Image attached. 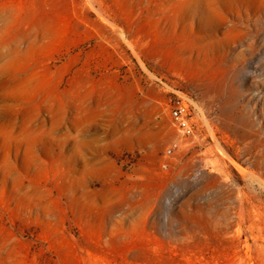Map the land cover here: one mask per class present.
I'll list each match as a JSON object with an SVG mask.
<instances>
[{"label":"rangeland","instance_id":"374dc122","mask_svg":"<svg viewBox=\"0 0 264 264\" xmlns=\"http://www.w3.org/2000/svg\"><path fill=\"white\" fill-rule=\"evenodd\" d=\"M0 264H264V0H0Z\"/></svg>","mask_w":264,"mask_h":264},{"label":"built area","instance_id":"2783aa9c","mask_svg":"<svg viewBox=\"0 0 264 264\" xmlns=\"http://www.w3.org/2000/svg\"><path fill=\"white\" fill-rule=\"evenodd\" d=\"M170 118L173 126L183 136L191 137L195 133V125L192 113L188 104L184 101H177L176 105L171 109ZM170 150L166 151L164 155H169ZM166 168V166H163Z\"/></svg>","mask_w":264,"mask_h":264}]
</instances>
